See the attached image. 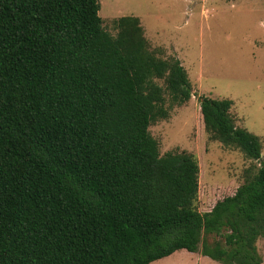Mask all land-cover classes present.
<instances>
[{"label": "trees", "instance_id": "16d2710c", "mask_svg": "<svg viewBox=\"0 0 264 264\" xmlns=\"http://www.w3.org/2000/svg\"><path fill=\"white\" fill-rule=\"evenodd\" d=\"M100 9L0 0V264H151L180 249L264 264V162L200 211L197 158L161 154L150 130L168 99L192 97L189 73L151 48L139 16L112 34ZM199 101L211 138L261 158L231 98Z\"/></svg>", "mask_w": 264, "mask_h": 264}, {"label": "rangeland", "instance_id": "374dc122", "mask_svg": "<svg viewBox=\"0 0 264 264\" xmlns=\"http://www.w3.org/2000/svg\"><path fill=\"white\" fill-rule=\"evenodd\" d=\"M105 27L116 34L122 15L141 19L151 48L181 59L193 85L183 104L168 99L170 116L150 126L161 154L186 150L200 166L196 201L212 209L244 182L249 167L264 162V0H100ZM164 85L162 79L158 80ZM228 97L239 126L262 138V156L254 160L239 148L211 138L200 109V96ZM169 98V95H168ZM217 236H209L212 241ZM258 250L264 260V236ZM151 264H222L207 255L180 249Z\"/></svg>", "mask_w": 264, "mask_h": 264}]
</instances>
